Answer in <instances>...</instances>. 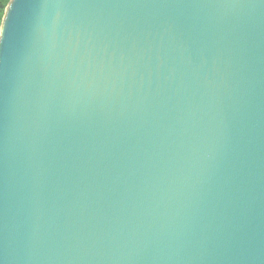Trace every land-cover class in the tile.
<instances>
[{
	"label": "water",
	"instance_id": "obj_1",
	"mask_svg": "<svg viewBox=\"0 0 264 264\" xmlns=\"http://www.w3.org/2000/svg\"><path fill=\"white\" fill-rule=\"evenodd\" d=\"M0 264H264V0H15Z\"/></svg>",
	"mask_w": 264,
	"mask_h": 264
},
{
	"label": "snow or ice",
	"instance_id": "obj_2",
	"mask_svg": "<svg viewBox=\"0 0 264 264\" xmlns=\"http://www.w3.org/2000/svg\"><path fill=\"white\" fill-rule=\"evenodd\" d=\"M0 5L9 8L7 14H5L3 10H0V43H2L6 31L7 19L8 16H10L11 10L15 6V0H0Z\"/></svg>",
	"mask_w": 264,
	"mask_h": 264
},
{
	"label": "trees",
	"instance_id": "obj_3",
	"mask_svg": "<svg viewBox=\"0 0 264 264\" xmlns=\"http://www.w3.org/2000/svg\"><path fill=\"white\" fill-rule=\"evenodd\" d=\"M6 9H7L6 6H2V5H0V10H3V11L6 13Z\"/></svg>",
	"mask_w": 264,
	"mask_h": 264
}]
</instances>
